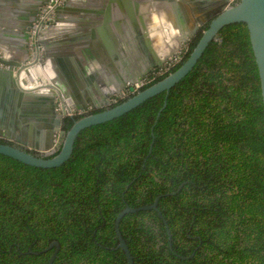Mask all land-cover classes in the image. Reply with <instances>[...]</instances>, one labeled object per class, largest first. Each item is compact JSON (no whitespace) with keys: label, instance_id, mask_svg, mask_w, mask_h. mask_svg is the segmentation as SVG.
Here are the masks:
<instances>
[{"label":"trees","instance_id":"trees-1","mask_svg":"<svg viewBox=\"0 0 264 264\" xmlns=\"http://www.w3.org/2000/svg\"><path fill=\"white\" fill-rule=\"evenodd\" d=\"M208 23L140 89L175 70ZM159 194L171 240L153 208L120 219L134 264H264V109L248 30L219 34L158 98L86 128L62 164L0 162V264H48L54 247L40 250L54 239L52 264H127L115 216Z\"/></svg>","mask_w":264,"mask_h":264},{"label":"water","instance_id":"water-1","mask_svg":"<svg viewBox=\"0 0 264 264\" xmlns=\"http://www.w3.org/2000/svg\"><path fill=\"white\" fill-rule=\"evenodd\" d=\"M48 0H0V20L6 19L7 42H0V162L24 163L39 167H52L65 162L73 151V144L82 132L93 125L109 120L137 106L158 98L163 91H168L195 65L204 49L221 33L248 30L251 47L258 68L261 97L264 109V0H152L154 7L163 9L166 1L172 11L141 13L135 17L131 11L118 14L121 31L128 37L131 23L137 31L138 42L133 46L134 56L124 53L122 70L117 71L120 62L110 60L116 51L114 46L90 45V61L87 66L97 65L93 61L96 51L105 50V60L101 63L104 69L84 74L72 63L70 68L57 67L53 48L48 44L45 33L54 29V19L39 31L38 41L43 44V56L37 57V43L30 39V25L37 17L41 6ZM114 0H64L54 8L60 12H76L84 5L110 6ZM142 1V0H141ZM165 1V2H164ZM118 5L131 8V0H121ZM167 8V5H165ZM73 9V10H72ZM55 16V15H54ZM58 18L56 17V20ZM110 20L108 16L107 21ZM209 21L199 40L188 57L173 71L153 82L142 86L143 75L150 69H158L171 58L176 57L183 45L192 37L200 26ZM126 39V38H125ZM127 40V39H126ZM36 47V50H35ZM127 48L131 46L126 45ZM113 48V49H112ZM84 53V50H82ZM136 54V55H135ZM98 55V54H97ZM119 55V54H118ZM76 59L75 56L70 59ZM59 59V58H58ZM78 60V58H77ZM69 63V62H68ZM116 63V64H115ZM60 61H58L59 66ZM71 64V63H70ZM75 67V68H74ZM90 70V69H89ZM92 70V69H91ZM95 70V69H94ZM93 72V74L91 73ZM132 73V75H131ZM88 86L85 88V83ZM98 83L101 88L96 86ZM131 83L139 84L138 89L118 104L111 105V96L121 94ZM91 94L98 95L92 97ZM85 100L87 102H85ZM163 103L162 107L164 106ZM102 109L88 112L74 118L70 127L65 130L62 121L66 116H73L79 109ZM161 107V108H162ZM7 117V122H4ZM53 154V155H51ZM51 155V156H48ZM183 185L179 184L175 193ZM157 195L150 203L139 206L125 205L115 216L114 228L117 235V246L124 251L127 264H134L133 255L121 234L119 222L129 212L146 208L155 209L162 217L169 240L171 235L166 219L158 208ZM54 247L48 264L59 249V241L52 240L40 251ZM171 247V241H170ZM38 252V251H34Z\"/></svg>","mask_w":264,"mask_h":264},{"label":"crops","instance_id":"crops-1","mask_svg":"<svg viewBox=\"0 0 264 264\" xmlns=\"http://www.w3.org/2000/svg\"><path fill=\"white\" fill-rule=\"evenodd\" d=\"M114 2L115 5H113L112 1L108 8L104 5L96 6L87 4L76 9V12L69 10L68 12L62 11L58 14H55L54 21L56 22L54 29L47 31L44 36L48 44L53 48V56H56L57 58L55 60L57 67L63 65L67 69L70 68L72 63H74L75 67L79 71L81 70L85 75L90 71L98 72L99 70L104 69V66L106 65L103 66L101 63L105 60V56L109 55L110 50L108 51V54H104L105 50L104 52L98 51V55L96 54L97 50L94 52L92 57L94 58L93 61L99 62L97 65H92L91 67L84 64H79V62L84 63V61L92 60L89 55L90 53H93V50L90 49L91 44L93 46H96L97 44L114 46L113 48H115L116 51L112 54L110 60L112 61L113 65L114 62L121 61L122 63L123 58L121 56V51L119 50L120 48H117L116 46L118 45L121 47L126 55L129 54L134 56L136 49L134 50L133 46L137 45L138 38L134 23H131V30L130 33H128V37H125L120 29L121 24L118 22V14H121L125 11H131L136 17L141 13L172 11V8H168L171 5L169 1L164 3L163 9L155 8L152 0H131V8L118 5V2H121V0H114ZM180 2L182 4H186V6L188 5V3H185V0H180ZM165 5H167V8ZM108 16H110L109 21H107ZM56 17L58 18L57 20ZM9 26L10 25H7L6 19L0 20V42H7V40L10 39L9 34L7 35V28H9ZM126 45L131 46V48H127ZM82 50H84V53ZM73 56H75L76 59H70ZM58 61L61 63L59 66ZM122 66H124L123 63L122 65L117 66V71L122 70ZM91 73L93 74V72ZM84 85L86 88L88 86L87 82ZM96 86L99 88V92L103 90H101L98 83ZM91 96L97 98L98 95L91 94ZM85 102L87 101L85 100Z\"/></svg>","mask_w":264,"mask_h":264},{"label":"built area","instance_id":"built-area-1","mask_svg":"<svg viewBox=\"0 0 264 264\" xmlns=\"http://www.w3.org/2000/svg\"><path fill=\"white\" fill-rule=\"evenodd\" d=\"M63 1L64 0H48L41 7L35 21L33 22V24L30 27V39L32 42H36V43L38 42L39 31L41 29L47 27L50 24V22L53 20L54 15H55L54 8L58 5H61L63 3ZM232 1L235 2L236 0H232ZM42 48H43V46H42ZM176 57H173L170 61H168L166 64H164V66H167L170 62H174V59ZM145 81L146 80L143 78L142 84ZM129 86L131 89H133L132 91H135L138 89L139 84L131 83V84H129Z\"/></svg>","mask_w":264,"mask_h":264},{"label":"flooded vegetation","instance_id":"flooded-vegetation-1","mask_svg":"<svg viewBox=\"0 0 264 264\" xmlns=\"http://www.w3.org/2000/svg\"><path fill=\"white\" fill-rule=\"evenodd\" d=\"M45 4V3H44ZM43 4V5H44ZM42 5V6H43ZM41 6V7H42ZM41 9V8H40ZM39 13V12H38ZM38 13H37V15H38ZM54 19V18H53ZM35 21V20H34ZM33 21V22H34ZM33 24V23H32ZM31 24V25H32ZM31 25H30V27H31ZM30 37V36H29ZM41 45V46H40ZM42 46H43V44L41 43V42H37V47H38V49H37V52H38V54H37V58L38 59H41L42 58V56H43V48H42ZM35 50H36V47H35ZM164 66V65H163ZM163 66H159L158 67V69H155V68H153V69H150L149 71H147L146 73H145V75H143V78L145 79L146 78V76H150V77H153V74L155 73V72H157V71H159V69L160 68H162ZM142 78V79H143ZM133 89H131L130 88V86H129V84L122 90V92H121V94H116V93H114L112 96H111V103L114 101V100H116V99H118V98H122V97H125L126 95H128L129 94V92H131ZM105 105H103V106H100V107H98V108H91V107H88L87 109H79L78 111H76V113H73V116H66L65 118H64V120L62 121V127H64V124H65V121H66V119H73L75 116H77V115H79V114H84V113H87V112H89L91 109H99V108H103ZM4 122H7V117H5V120H4Z\"/></svg>","mask_w":264,"mask_h":264},{"label":"rangeland","instance_id":"rangeland-1","mask_svg":"<svg viewBox=\"0 0 264 264\" xmlns=\"http://www.w3.org/2000/svg\"><path fill=\"white\" fill-rule=\"evenodd\" d=\"M172 59V58H171Z\"/></svg>","mask_w":264,"mask_h":264}]
</instances>
